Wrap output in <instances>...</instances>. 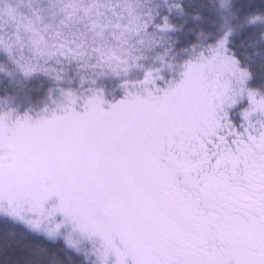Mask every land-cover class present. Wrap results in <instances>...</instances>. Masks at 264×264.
Masks as SVG:
<instances>
[{"label": "snow or ice", "instance_id": "1", "mask_svg": "<svg viewBox=\"0 0 264 264\" xmlns=\"http://www.w3.org/2000/svg\"><path fill=\"white\" fill-rule=\"evenodd\" d=\"M0 53L53 83L0 101V264H264V0H0Z\"/></svg>", "mask_w": 264, "mask_h": 264}, {"label": "trees", "instance_id": "2", "mask_svg": "<svg viewBox=\"0 0 264 264\" xmlns=\"http://www.w3.org/2000/svg\"><path fill=\"white\" fill-rule=\"evenodd\" d=\"M215 2L219 5L220 0H215ZM172 22L177 23L175 20ZM190 42V38L187 36H181L179 39L181 46H187ZM6 62L7 57L0 53V63ZM9 67H11L10 64ZM117 83L118 81L115 80L105 81V92L108 99H113V96L118 99L122 95L120 90L116 88ZM51 87H53V83L43 76L32 77L27 80L20 77L18 81H15L4 73H0V101L12 97L13 106L19 105L21 112L29 106L39 110L47 96L48 89ZM113 89H115L114 92Z\"/></svg>", "mask_w": 264, "mask_h": 264}, {"label": "rangeland", "instance_id": "3", "mask_svg": "<svg viewBox=\"0 0 264 264\" xmlns=\"http://www.w3.org/2000/svg\"><path fill=\"white\" fill-rule=\"evenodd\" d=\"M1 73V72H0ZM37 76H43L42 74H37V75H34L33 77H37ZM44 77V76H43ZM32 78V77H31ZM45 78H47V77H45ZM48 79V78H47ZM42 107H43V105H42Z\"/></svg>", "mask_w": 264, "mask_h": 264}]
</instances>
